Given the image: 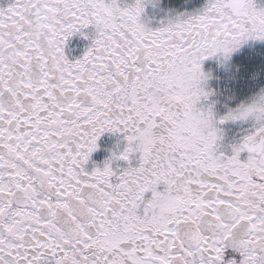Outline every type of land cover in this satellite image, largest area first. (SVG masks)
Instances as JSON below:
<instances>
[{
	"label": "snow or ice",
	"instance_id": "1",
	"mask_svg": "<svg viewBox=\"0 0 264 264\" xmlns=\"http://www.w3.org/2000/svg\"><path fill=\"white\" fill-rule=\"evenodd\" d=\"M152 2L0 7V264H264V88L219 120L202 105L204 61L264 41V7L204 0L152 28ZM226 121L250 125L228 152ZM105 132L126 147L89 171Z\"/></svg>",
	"mask_w": 264,
	"mask_h": 264
},
{
	"label": "rangeland",
	"instance_id": "2",
	"mask_svg": "<svg viewBox=\"0 0 264 264\" xmlns=\"http://www.w3.org/2000/svg\"><path fill=\"white\" fill-rule=\"evenodd\" d=\"M255 2L258 7H264V0ZM174 3L178 4L177 10L172 7ZM203 3L204 0H153L152 3L146 4V15L142 14L141 19L147 26L156 28L177 11H195ZM147 17H152L151 24L143 20ZM203 71L209 76L205 84L206 90L211 91L213 95L207 101H202V105L234 109L264 88V41H248L228 60L222 57L210 58L204 61Z\"/></svg>",
	"mask_w": 264,
	"mask_h": 264
},
{
	"label": "flooded vegetation",
	"instance_id": "3",
	"mask_svg": "<svg viewBox=\"0 0 264 264\" xmlns=\"http://www.w3.org/2000/svg\"><path fill=\"white\" fill-rule=\"evenodd\" d=\"M12 2V0H0V7L7 8L8 5ZM135 0H121V6L124 4H132ZM178 4H172V7H176ZM181 8V7H180ZM182 9V8H181ZM177 13H182V10L177 11ZM174 13L172 16H174ZM143 15H146L143 13ZM143 20L147 21L146 23L151 24L152 17L143 18ZM94 31L92 27L84 30L85 35H89ZM91 44V36L89 39H85L80 33H75L67 40L64 51L67 57L70 60L77 59L81 57L85 50ZM207 107L208 104H206ZM225 106V105H224ZM223 106V107H224ZM213 112L215 113L216 119L219 120L223 116L227 115L229 109L223 108H216V106H212ZM218 128L220 129V146L221 150L228 152L230 151V145L233 144L235 141L239 140L241 136L245 133L246 129L249 127V124L240 122V121H226L224 124H218ZM126 147V140L124 136L117 133L113 134L111 132H105L100 139L98 140V149L91 154L90 160L86 165L87 169L90 171L93 169L95 165L103 166L105 160H107L113 152H121ZM247 154H242V159H246ZM131 159V166L135 167L138 166V154L136 156L130 157ZM113 168L115 169H124L129 166L127 161H114ZM158 190H163V186H160ZM151 197V193H146L145 198L148 199ZM228 259H236L237 262L239 261L240 257L238 254L233 253L231 249L226 251V260Z\"/></svg>",
	"mask_w": 264,
	"mask_h": 264
}]
</instances>
